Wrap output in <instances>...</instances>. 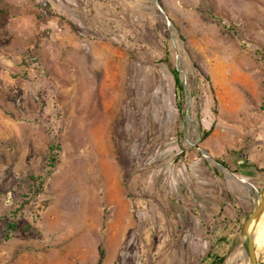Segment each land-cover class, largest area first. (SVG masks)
<instances>
[{
	"label": "rangeland",
	"instance_id": "1",
	"mask_svg": "<svg viewBox=\"0 0 264 264\" xmlns=\"http://www.w3.org/2000/svg\"><path fill=\"white\" fill-rule=\"evenodd\" d=\"M263 81L264 0H0V264L39 243L75 264H202L211 246L250 264Z\"/></svg>",
	"mask_w": 264,
	"mask_h": 264
},
{
	"label": "trees",
	"instance_id": "2",
	"mask_svg": "<svg viewBox=\"0 0 264 264\" xmlns=\"http://www.w3.org/2000/svg\"><path fill=\"white\" fill-rule=\"evenodd\" d=\"M37 6L42 10V12L55 13V10L53 9L51 3L48 1L39 2L37 3ZM234 34L237 35L236 32H234ZM242 46H244V44ZM256 52H258V54H261L262 50L256 49ZM165 61L167 62L169 70L174 79L175 105L177 107L179 116H181L185 112V106H184L185 92H186L185 84L181 78L179 67L175 65L168 56L165 57ZM263 84H264V81H263ZM213 127L214 125H212L208 129V128H203L201 126V137L202 138L207 137L211 129H213ZM61 148H62L61 143L58 140L50 145L48 162H47V166H49L50 168L46 170V175H49L55 169L58 159H59ZM218 160L221 164L227 167L226 163L223 160L221 159H218ZM252 166L256 170L264 171V169L258 168L257 165H255L254 163H252ZM215 171L218 172V170L216 169ZM46 175H29L28 179L31 181V186H34V183L37 184L36 192L42 191L44 187V178ZM242 214L244 217L248 215V213H245V212H243ZM9 226H10V229H14L16 227L14 223H9ZM101 253H102V256H101L99 264L102 263V258L104 256V250L102 248H101ZM225 259H226L225 254H223L222 252L216 251V249L213 246H211L208 252L206 253V256L202 264H223Z\"/></svg>",
	"mask_w": 264,
	"mask_h": 264
},
{
	"label": "crops",
	"instance_id": "3",
	"mask_svg": "<svg viewBox=\"0 0 264 264\" xmlns=\"http://www.w3.org/2000/svg\"><path fill=\"white\" fill-rule=\"evenodd\" d=\"M10 255L8 256V253L5 255L8 258L5 259L4 264H75L68 253L60 254L58 251L45 250L41 248L40 243L39 250L26 249L18 256H13V252Z\"/></svg>",
	"mask_w": 264,
	"mask_h": 264
},
{
	"label": "water",
	"instance_id": "4",
	"mask_svg": "<svg viewBox=\"0 0 264 264\" xmlns=\"http://www.w3.org/2000/svg\"><path fill=\"white\" fill-rule=\"evenodd\" d=\"M202 151L209 160H212L209 153L206 150L203 149ZM216 165L219 168L224 166L220 162H216ZM248 184H250V183H248ZM263 214H264V189L262 191L258 192L257 201L254 203V206H253L251 212L246 217V219L243 223V227H242L243 235H244L245 240L247 242V252L249 255V259H250V264H258V259H257V254H256V246L254 243V233L252 231V226L257 224L261 220Z\"/></svg>",
	"mask_w": 264,
	"mask_h": 264
},
{
	"label": "bare ground",
	"instance_id": "5",
	"mask_svg": "<svg viewBox=\"0 0 264 264\" xmlns=\"http://www.w3.org/2000/svg\"><path fill=\"white\" fill-rule=\"evenodd\" d=\"M252 231L254 233V243L257 245H263L264 244V224L263 222L260 220L257 224L252 226Z\"/></svg>",
	"mask_w": 264,
	"mask_h": 264
}]
</instances>
